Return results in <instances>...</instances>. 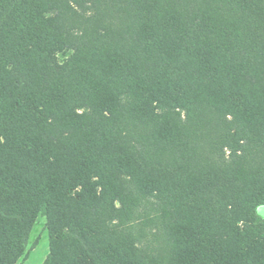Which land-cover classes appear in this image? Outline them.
I'll return each instance as SVG.
<instances>
[{
    "label": "trees",
    "instance_id": "1",
    "mask_svg": "<svg viewBox=\"0 0 264 264\" xmlns=\"http://www.w3.org/2000/svg\"><path fill=\"white\" fill-rule=\"evenodd\" d=\"M260 207L264 0H0V264H264Z\"/></svg>",
    "mask_w": 264,
    "mask_h": 264
},
{
    "label": "rangeland",
    "instance_id": "2",
    "mask_svg": "<svg viewBox=\"0 0 264 264\" xmlns=\"http://www.w3.org/2000/svg\"><path fill=\"white\" fill-rule=\"evenodd\" d=\"M260 217L264 219V207L257 209ZM263 213V214H262ZM49 252V240L46 219L39 215L29 233L25 253L15 264H42Z\"/></svg>",
    "mask_w": 264,
    "mask_h": 264
}]
</instances>
